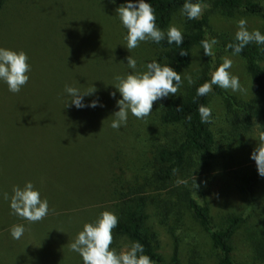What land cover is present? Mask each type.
I'll return each instance as SVG.
<instances>
[{"label": "rangeland", "instance_id": "1", "mask_svg": "<svg viewBox=\"0 0 264 264\" xmlns=\"http://www.w3.org/2000/svg\"><path fill=\"white\" fill-rule=\"evenodd\" d=\"M205 1L207 4L202 6L201 16L207 19V36L218 43L213 47L211 57L204 55L201 47L192 50L191 65L183 73V86L178 92L189 84L186 76L193 80L203 68L212 73L223 63L225 56L232 60L229 71L239 77L243 91L233 92L214 85L209 93L216 162L200 175V184L207 192L206 200L215 225L220 224L226 214L236 213L242 215L247 226L253 227L257 234H264V177L252 196L240 193L233 178V170L237 167L256 165L251 153L257 146L255 138L259 132L253 130L244 136L233 134L225 101V97H232L238 103H249L252 83L244 60L222 48L226 39L235 37L240 19H246L249 31L259 30L261 34H264V20L241 12L227 16L208 5L212 0ZM128 2L5 0L0 10V47L25 52L30 65V71L26 73L29 80L20 90L23 95L10 92L7 84L0 80V104L3 99H21L24 105L52 101V112L31 113L36 119L34 127L22 126L8 131L2 129L5 126L1 119L7 120L12 114L0 107V133L12 130V135L18 138L0 144H11L14 151L11 155L18 161L23 152L31 154L16 163L17 181L16 184L12 181L10 186L23 188L26 182H31L49 205V213L42 221L30 223L13 214L7 205L9 200L3 198L7 216H2L0 211L3 224L0 225V264H83L82 257L69 245L85 223L94 222L106 211L102 193L109 181V168L111 179L112 175H121L120 171L126 176L130 171L144 170L150 154L164 143L165 134L170 132L159 120L162 102L167 97L155 101L147 117L137 119L129 112L126 125L120 129L111 127L112 115L119 111L117 100L122 99L114 86L115 77L145 71L147 63L156 60L158 52L151 40L140 42L130 51L127 49V29L116 9ZM183 19L184 15L179 11L169 25H175L182 32L185 29ZM167 29L163 31L166 33ZM130 55L136 60L134 70L127 66ZM66 85L81 92L94 86L96 91L84 96L83 103L89 105L96 100L98 106L76 108L65 92ZM113 92L115 97L111 95ZM21 117L17 115L16 121ZM39 133L47 137L45 140H50L45 148L50 160L45 159L42 147L38 146L48 142L34 138ZM5 154L10 156L9 152L0 151V165L5 163ZM73 166L77 172L71 174ZM78 187L80 190L76 191ZM74 194L79 195L80 200L66 205L65 200ZM147 212V225L157 236L156 250L162 257L161 264H189L192 256L198 264H215L216 255L208 235L189 214L174 222V214L164 218L165 214L160 213L156 203L149 205ZM17 224L25 228L19 240L10 234L11 227ZM245 232L240 230L234 240L236 264H264L252 261ZM128 245L122 238L113 239L111 248L119 252ZM174 252L177 261L172 259Z\"/></svg>", "mask_w": 264, "mask_h": 264}, {"label": "trees", "instance_id": "2", "mask_svg": "<svg viewBox=\"0 0 264 264\" xmlns=\"http://www.w3.org/2000/svg\"><path fill=\"white\" fill-rule=\"evenodd\" d=\"M4 2L5 0H0V10ZM145 2L150 3L153 8L156 26L166 30L173 15L181 11L186 0H145ZM191 2L200 3L202 6L207 4L205 0H191ZM208 5L227 16L241 12L264 20V0H212L208 2ZM183 23L185 29L182 31L184 39L182 45L169 44L166 36L159 43L153 41L158 51L156 61L172 67L181 74L182 80L183 73L191 65L192 50L195 47H201L203 39H208L207 19L204 15L194 20H189L184 15ZM229 43H236L235 37H229L222 44L225 51L232 53V50L226 47ZM181 51L187 52L188 55L181 56L179 54ZM238 56L244 60L246 73L252 83L251 101L238 103L232 97H225V101L232 133L244 136L253 130L264 131V45L250 43ZM210 79L211 73L207 68H203L193 79L194 83L188 84L183 91L176 95H169L163 100L159 120L170 132L165 134L164 143L155 147L150 154V160L144 170L130 171V174L126 176L123 171H120L125 178L121 175H112L114 177L111 179V167L109 168V181L106 186L104 185L102 194L106 199L104 209L118 217V224L112 232L113 239L122 238L129 244L140 242L144 247V254L151 258L152 264L162 263V257L156 250L157 236L147 225L149 217L147 208L155 203L156 208L161 209L160 213L165 214L164 218H169L173 213L174 222L179 221L184 214L190 215L208 235L216 255L215 264H236L233 256L234 240L242 229L247 233V247L252 261L264 262V234H257L253 227L247 226L246 219L236 213L226 214L222 222L215 225L206 200L207 192L200 184V175L216 162L213 116L210 122L204 123L198 112L200 105L209 107V94L198 96L197 88L209 82ZM182 86L183 83L180 88ZM19 94L24 93L19 92ZM51 103L52 101H41L38 105H32L30 102L24 105L21 99L12 101L3 99L0 107L4 112L12 115L7 120L1 119L5 126L2 129L8 131L22 126L34 127L36 119L31 113L52 112ZM178 107H182L183 110L177 111ZM17 115L22 116L19 121H16ZM12 133V130L0 133V143L18 139ZM34 138L41 141L47 137L39 133ZM47 142L46 145H42V142L38 146L42 147L41 151L46 155L45 159L50 160L45 149L48 148L50 140ZM1 144L0 151L9 152L10 155L5 154V163L0 165V211L2 216H7V211L3 208V194L12 193L13 188L10 186L12 181L16 184V163L31 154L23 152V157L18 161V158L11 155L14 152L12 145ZM75 169L76 166H73L70 170L71 174L77 172ZM233 178L240 193L249 196L257 192L263 179L258 174L256 165L237 167L233 170ZM65 179L68 180L67 177ZM78 189L80 190L78 187L76 191H79ZM76 199L80 200V196L74 194L66 199L65 203L70 205ZM9 204L8 201L7 205L10 208ZM0 225L3 224L0 222ZM172 259L177 261L176 252ZM189 264L198 263L192 256Z\"/></svg>", "mask_w": 264, "mask_h": 264}, {"label": "clouds", "instance_id": "3", "mask_svg": "<svg viewBox=\"0 0 264 264\" xmlns=\"http://www.w3.org/2000/svg\"><path fill=\"white\" fill-rule=\"evenodd\" d=\"M203 11L204 8L200 3H193L191 0H186L181 9L182 14L189 20L200 18ZM116 12L122 25L127 29L125 40L129 51L137 48L142 41L151 40L159 43L165 39V36L169 44L175 43L180 46L184 42L181 30L175 25H169L166 33L156 26L153 8L145 0H137L136 3L129 0L127 4L120 5ZM237 29L236 43H229L226 46L227 49L232 50V55L240 54L245 46L253 42L264 45V34H261L259 30L249 31L246 19L242 18L237 22ZM217 43L215 38L203 39L201 47L204 55L213 56V47ZM179 54L188 55L185 51ZM222 60L223 63L212 71L210 81L197 88L198 96L209 94L214 85L225 90L231 89L233 92L243 91L239 77L229 71L232 67V60L227 56L222 57ZM27 61L28 56L25 52L0 47V80L7 84L10 92L19 93L21 88L27 84L29 76L26 73L30 71ZM127 66L130 69H136V60L131 55L127 57ZM185 79L189 84L194 83L191 76H186ZM115 80L114 86L122 99L117 100L119 111L112 115L114 117L111 122L113 129H120L121 126L126 125L129 112L137 119L147 117L152 112L155 101L169 95H176L183 83L180 73L156 60L147 63L146 70L143 72L117 75ZM95 91L94 86L84 92L75 87L65 86V92L69 95L71 104L78 109L98 106L96 100L89 105L83 103V97ZM111 95L115 97L116 93L113 92ZM68 101L65 106L68 105ZM176 110L182 111L183 109L178 107ZM198 112L202 122H210L212 116L210 107L200 105ZM255 139L258 143L251 153V159L256 163L258 174L264 177V131H260ZM3 198L9 200L13 214L30 223L42 221L49 213L47 199H41L39 191L35 190L31 182H26L23 188L13 187L11 197L8 193H4ZM117 224L118 217L114 213L103 211L94 222L83 225V230L69 245L70 249L82 257L83 264H152L151 258L144 254V247L138 241L125 246L119 252L111 248L112 232ZM24 232L25 228L20 224L13 225L10 229V234L15 240H19Z\"/></svg>", "mask_w": 264, "mask_h": 264}]
</instances>
